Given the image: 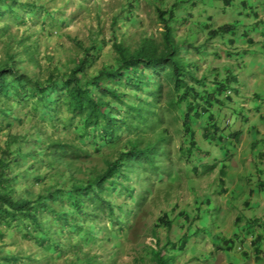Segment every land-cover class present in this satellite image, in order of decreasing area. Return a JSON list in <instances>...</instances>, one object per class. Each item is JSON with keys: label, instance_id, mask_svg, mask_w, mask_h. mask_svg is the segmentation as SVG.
<instances>
[{"label": "rangeland", "instance_id": "rangeland-1", "mask_svg": "<svg viewBox=\"0 0 264 264\" xmlns=\"http://www.w3.org/2000/svg\"><path fill=\"white\" fill-rule=\"evenodd\" d=\"M204 4L202 0H0V70L11 67L18 76L26 75L39 84L33 89L31 83L23 82L28 89L24 103L4 97L0 157L1 149L10 143L6 159L11 163L16 196L39 205L38 199H46L54 189L61 200L49 202L51 209L73 215L69 223L59 222L49 210L41 209L42 223L52 226L54 242L49 247L36 241L39 232L27 236L25 225L0 221V264H154L151 238L157 239V250L164 249L172 257L171 264H264V239L257 245L252 242L257 233L264 235V190L258 189L264 178V93L257 97L252 92L255 78L239 72L246 67L234 61L231 41L235 35L227 31L212 36L200 26L192 27L204 21L200 16ZM161 12L167 13L164 19L169 20L177 41L193 45L183 51L184 57L198 78L207 74L209 89L214 70L225 75L229 68L241 75L232 83L235 90L227 91L231 100L223 96L224 106L217 104L210 111L221 127L240 130L241 139L228 140L229 145L217 138L206 139L202 125L212 120L205 114L193 124L202 154L196 152L190 160L181 156L189 142L183 127L187 104L170 108L167 100L172 88L165 85L143 131V136L153 137L166 132L167 156L159 160L166 165L164 174L137 166L125 183L118 182L117 189L108 188L104 194L113 203L114 216L77 214L69 206L73 187L95 179L106 168V160H112L135 135L123 130L119 141L107 143L99 129H86L80 117H73L60 92L53 93L50 100H59L42 113L35 112L41 104L31 94L61 87L79 60L86 61L78 74L80 84L113 67L115 37L131 47L147 36L160 40ZM172 13L174 18L169 19ZM234 14L227 15L230 22ZM7 75L13 83L12 72ZM146 75L155 82L151 72ZM123 91L130 105L139 99L151 101L146 86L141 92L129 87ZM49 138L75 152L60 159L47 157L44 148ZM253 142L258 145L252 146ZM252 221L253 229L248 226Z\"/></svg>", "mask_w": 264, "mask_h": 264}, {"label": "trees", "instance_id": "trees-1", "mask_svg": "<svg viewBox=\"0 0 264 264\" xmlns=\"http://www.w3.org/2000/svg\"><path fill=\"white\" fill-rule=\"evenodd\" d=\"M165 15H167L166 12L160 13L164 26L160 40L154 36H147L141 40L137 47H131L126 45L123 40H118L115 37L112 42V48L116 53L115 65L102 70L92 81L80 84L78 74L83 71L86 63L83 59L79 60L78 65L70 69L69 75L63 78L61 87L58 88L55 85L49 91L42 88L31 94V96L36 97L37 103L41 104L39 108L36 107L35 112L42 113L44 109L53 106L59 100H50L53 93L60 92L64 95L73 117H80L86 129H99L102 135L101 139L107 143L119 141L122 137L119 132H123V130L128 134L133 133L135 135L134 138L125 141L123 149L112 160H106V168L96 175L95 179L73 187L74 195L69 199V206L75 209L77 214L98 216L107 213L114 216L113 203L104 194L108 188L117 189L118 182L125 183L130 173H133L137 166H144L146 167L145 170L148 169L150 173L155 175L164 174L166 165L159 160L167 156L164 149L167 144L166 132L163 131L153 137L143 136V131L144 126L149 123V118L155 114L153 105L158 102V97L163 94L165 85L172 88L168 91L169 98L167 100L170 108L178 109L182 103L187 104L183 127L189 142L186 148L181 149V156L188 157L190 160L194 153L202 154L201 148L197 146L194 139L193 124L195 121L200 123V119L205 114H208L212 120L205 126L202 125L203 136L206 139L217 138L225 141V145H229L228 140L238 142L241 139L240 130L228 131V127H221L220 122L215 120L217 117H213L210 112L217 104L221 107L224 106L221 98L225 97L226 100H231L227 91L235 90V85L233 86L232 83L236 84V80L238 82V76L235 75L236 73L229 72V68L225 75H220L219 71L214 70L212 90L209 89L206 82L207 74L198 78L193 71V66L184 57L183 51L188 52L193 45L177 41L169 20L164 19ZM170 18H174L173 13ZM224 28L227 27H219L211 31L210 34L216 36L217 33L227 32V30L224 31ZM147 71L151 72L155 78L154 83L150 82L154 79L147 77ZM10 72L14 75L15 83H10L7 80V74ZM25 80L32 84L33 89L39 88V84L32 78L26 75L25 77L18 76L11 67L0 70V116H5L6 113L5 106L7 107V103L4 101V97L7 98V101L14 97L18 103H24L26 94H28L26 83H23ZM121 86L125 87L121 89ZM144 86L150 89L148 94L151 96V101L139 99L137 103L130 105L124 100L126 96L124 89L129 87L141 92ZM256 96L260 97L261 94H256ZM8 108L12 111L11 107ZM30 135L33 141L35 133L32 132ZM49 140L44 148L47 157L52 156L60 159L67 152H70L69 154L75 152L73 147L62 143L60 140L50 138ZM254 145L257 146L258 144L253 142L252 146ZM9 149L10 143L5 149H1L0 221L8 226L15 222L25 225L27 236L39 232L40 236L36 238V241L49 247L54 242L53 233H51L52 226L42 223L39 216L41 209L49 210L51 218L59 222L64 219L65 222L69 223L73 215L69 217L67 214L60 215L51 209L49 202L61 200V196L54 189L49 192L46 199H38L39 205L30 200H25L21 196H16L12 186L13 179L9 173L11 163L6 159ZM226 149L230 151V147ZM201 159L200 156L198 161ZM221 172L225 174L223 169ZM258 186V189L264 190V180H260ZM85 209H92V213L85 212ZM248 226L253 229L256 225L252 221ZM81 231L82 229L79 227L77 232ZM263 239L264 235L257 233L252 242L257 245ZM228 245L231 248L232 243ZM151 253L154 264L172 263V257L167 255L164 249H154ZM9 258L16 260L15 257ZM89 264H94V261H89Z\"/></svg>", "mask_w": 264, "mask_h": 264}, {"label": "crops", "instance_id": "crops-1", "mask_svg": "<svg viewBox=\"0 0 264 264\" xmlns=\"http://www.w3.org/2000/svg\"><path fill=\"white\" fill-rule=\"evenodd\" d=\"M200 23H192L193 28L201 27L204 33H210L219 27H227L235 39L232 42L234 61L246 67L239 69L244 76L255 78L253 93H264V0H202ZM229 12L234 18L229 21ZM234 26H231V24ZM238 74V73H237ZM241 75L238 77L240 79ZM261 99V98H260ZM258 128L257 125H255ZM264 139V134H262ZM264 161V159H263ZM261 179V181H263Z\"/></svg>", "mask_w": 264, "mask_h": 264}, {"label": "built area", "instance_id": "built-area-1", "mask_svg": "<svg viewBox=\"0 0 264 264\" xmlns=\"http://www.w3.org/2000/svg\"><path fill=\"white\" fill-rule=\"evenodd\" d=\"M150 244L153 245V248H157V239L156 238H151L150 239Z\"/></svg>", "mask_w": 264, "mask_h": 264}, {"label": "clouds", "instance_id": "clouds-1", "mask_svg": "<svg viewBox=\"0 0 264 264\" xmlns=\"http://www.w3.org/2000/svg\"><path fill=\"white\" fill-rule=\"evenodd\" d=\"M157 247H158V245H157ZM158 248H155V250H157Z\"/></svg>", "mask_w": 264, "mask_h": 264}]
</instances>
